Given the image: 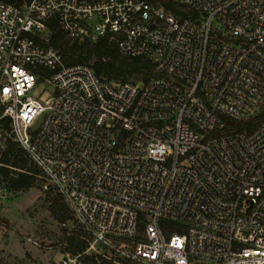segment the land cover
Instances as JSON below:
<instances>
[{"label": "built area", "instance_id": "obj_1", "mask_svg": "<svg viewBox=\"0 0 264 264\" xmlns=\"http://www.w3.org/2000/svg\"><path fill=\"white\" fill-rule=\"evenodd\" d=\"M54 26L153 73L66 64ZM8 140L115 264H264V0H0Z\"/></svg>", "mask_w": 264, "mask_h": 264}, {"label": "rangeland", "instance_id": "obj_2", "mask_svg": "<svg viewBox=\"0 0 264 264\" xmlns=\"http://www.w3.org/2000/svg\"><path fill=\"white\" fill-rule=\"evenodd\" d=\"M42 89L38 86L36 91ZM9 159L37 174L35 183L20 191L11 190L0 177V264H75L67 259L75 257L67 250L70 235H80L88 242L76 264H115L112 260L121 258L112 248L94 242L67 209L57 205L56 211L51 209L56 200L62 205L63 199L25 154L16 151ZM84 255L90 256L86 262Z\"/></svg>", "mask_w": 264, "mask_h": 264}, {"label": "trees", "instance_id": "obj_3", "mask_svg": "<svg viewBox=\"0 0 264 264\" xmlns=\"http://www.w3.org/2000/svg\"><path fill=\"white\" fill-rule=\"evenodd\" d=\"M52 41L55 45L62 49L64 62L66 64L89 63L88 61L93 58V62L89 64H91L98 75L105 77L107 80H137L153 73V64L150 60L142 57H129L121 55L116 45L107 38H100L94 43L70 42L66 39L61 30L57 26H54L52 28ZM262 118L263 114H259L248 121H233L230 122L228 129H244L249 127L251 124L259 122ZM17 147L18 150L16 149ZM16 151H20L30 159L27 152L19 147L16 142L8 140L0 158V177L2 176L7 181L8 187L11 190L20 191L31 187L35 183L37 173L23 169L15 163L10 162V154H15ZM54 204V207L52 206L51 208L53 211H56V205L68 210L64 201H62V205L59 204L57 200ZM162 224L169 229L173 227V224L166 220H162ZM67 239V250L74 255L83 256L84 251L88 246V242L81 238L80 235H70ZM89 258L90 256L84 255L85 262Z\"/></svg>", "mask_w": 264, "mask_h": 264}]
</instances>
